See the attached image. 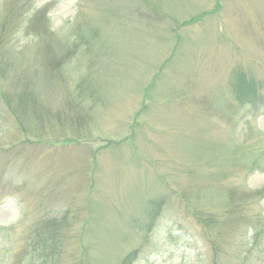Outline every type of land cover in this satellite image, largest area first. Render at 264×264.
<instances>
[{
  "label": "rangeland",
  "instance_id": "rangeland-1",
  "mask_svg": "<svg viewBox=\"0 0 264 264\" xmlns=\"http://www.w3.org/2000/svg\"><path fill=\"white\" fill-rule=\"evenodd\" d=\"M263 190L264 0H0V264H264Z\"/></svg>",
  "mask_w": 264,
  "mask_h": 264
},
{
  "label": "trees",
  "instance_id": "trees-1",
  "mask_svg": "<svg viewBox=\"0 0 264 264\" xmlns=\"http://www.w3.org/2000/svg\"><path fill=\"white\" fill-rule=\"evenodd\" d=\"M69 60V59H68ZM6 67V66H5ZM239 92V99H240V104H249L256 108V105L262 101V97L257 93V88L254 83L250 82H245L242 80L238 86ZM24 98L25 95L20 94L17 96V98L22 99ZM234 194L230 193L229 200L233 203L234 202ZM257 197H264V190L263 191H258L255 194ZM242 195L241 199L238 201V205H242ZM193 216L195 214L193 213ZM195 218L198 220L199 223L203 224L204 226H209L213 221H201L197 216ZM260 230H257L255 232V239L258 238L260 235ZM60 235V229H48L47 232L39 231L36 230L33 235L31 236V243L26 245L25 252L22 254L23 258L26 256H29V262L32 264L33 262L35 264H51L55 262L56 258L58 257L59 253V245L57 240L59 239ZM39 238V239H38ZM36 239V240H35ZM211 249H212V257H211V264H217L216 260L218 257V248H216L214 245L211 244ZM135 253L129 254L127 257L124 258L122 261V264H130L132 261L133 256ZM129 262V263H128Z\"/></svg>",
  "mask_w": 264,
  "mask_h": 264
}]
</instances>
